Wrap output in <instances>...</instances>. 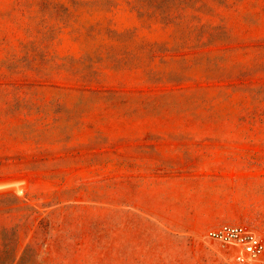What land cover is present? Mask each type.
I'll use <instances>...</instances> for the list:
<instances>
[{"label": "rangeland", "instance_id": "374dc122", "mask_svg": "<svg viewBox=\"0 0 264 264\" xmlns=\"http://www.w3.org/2000/svg\"><path fill=\"white\" fill-rule=\"evenodd\" d=\"M264 238V0H0V264H232Z\"/></svg>", "mask_w": 264, "mask_h": 264}, {"label": "built area", "instance_id": "2783aa9c", "mask_svg": "<svg viewBox=\"0 0 264 264\" xmlns=\"http://www.w3.org/2000/svg\"><path fill=\"white\" fill-rule=\"evenodd\" d=\"M233 255L232 264H264V238L245 225L224 224L204 236Z\"/></svg>", "mask_w": 264, "mask_h": 264}]
</instances>
